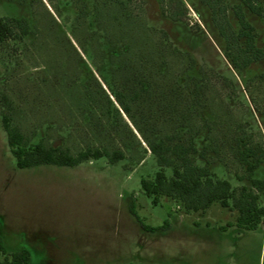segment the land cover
<instances>
[{
  "label": "rangeland",
  "instance_id": "1",
  "mask_svg": "<svg viewBox=\"0 0 264 264\" xmlns=\"http://www.w3.org/2000/svg\"><path fill=\"white\" fill-rule=\"evenodd\" d=\"M94 2H0V18L26 17L33 28L18 45L0 47V92L10 95L15 122L27 135L41 134L48 145L72 153L88 144H120L105 119L89 107L82 83L88 68L107 89L101 75L108 65L107 49L122 39L115 23L107 20L103 26L112 42L100 41L102 32L93 24ZM194 4L199 6L194 0H150L149 7L158 14L164 8L169 19L170 13L177 18L167 19V25L204 67V86L196 101L208 112L210 135L221 144L230 172L221 164L212 169L237 185L234 175L246 171L233 157L235 140L264 143V59L236 73ZM82 7L90 13L86 18L80 15ZM134 8L139 11L140 6ZM248 17L264 45L262 23ZM179 65L177 61L171 77L179 74ZM193 87L179 90L185 96ZM186 97L195 100L191 94ZM2 109L0 95V114ZM123 117L146 147L131 119ZM144 155L140 165L128 153L118 164L103 158L77 167L18 169L0 118V237L7 252L28 249L29 264H264V223L256 230H241L235 226L237 214L219 203L204 213H186L167 199L153 205L141 180L158 167L150 152ZM257 177H264V165ZM134 212L146 225L159 227L169 220L172 228L151 234Z\"/></svg>",
  "mask_w": 264,
  "mask_h": 264
},
{
  "label": "trees",
  "instance_id": "2",
  "mask_svg": "<svg viewBox=\"0 0 264 264\" xmlns=\"http://www.w3.org/2000/svg\"><path fill=\"white\" fill-rule=\"evenodd\" d=\"M5 1L24 3L26 0H0ZM194 1L199 3V6L194 4L197 14L214 34L236 73L242 74L264 59V45L259 43L257 26L248 17L260 21L264 31V0ZM135 5L140 6L139 11ZM149 5L150 0H95L93 6V24L99 33L102 32L100 41L112 42L108 41L103 26L107 20L115 23L122 39L113 49H107L108 65L101 74L107 89L87 67L82 83L89 107L105 119L109 131L118 137L120 144H88L76 153L62 146L48 145L43 135H27L21 129L14 119L15 106L10 95L0 92L1 123L16 167H77L103 158L110 164H118L127 160L128 153L140 165L146 159L144 154L150 152L158 168L153 176L142 178L141 187L153 205H160L167 199L186 213H204L214 203H219L237 214V228L256 230L264 223V177H257V171L264 165V143L250 145L244 140H235L233 157L246 171L245 175H234L237 185L213 171V166L221 164L230 172L221 153V144L210 135L208 112L203 103L196 101L204 86V67L167 25L177 18L170 13L169 19L164 8L159 14L152 13ZM82 14L85 18L90 15L87 7L80 9ZM32 32L26 17H1L0 47L10 42L18 45ZM177 61L182 68L179 74L171 77L170 71ZM191 84L193 89L183 96L179 88L187 89ZM189 94L195 99L193 102L186 101ZM124 114L131 119L146 147L126 122ZM139 148L143 154H134ZM134 215L151 234H161L172 228L169 220L154 227L143 223L135 212ZM1 256L0 264H29L32 258L26 248L8 253L0 237Z\"/></svg>",
  "mask_w": 264,
  "mask_h": 264
}]
</instances>
